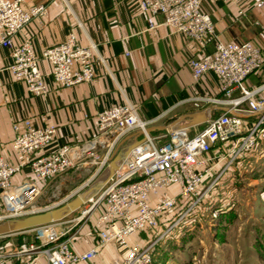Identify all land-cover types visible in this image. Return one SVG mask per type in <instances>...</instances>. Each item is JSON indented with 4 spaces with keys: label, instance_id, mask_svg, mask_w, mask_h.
Instances as JSON below:
<instances>
[{
    "label": "built area",
    "instance_id": "1",
    "mask_svg": "<svg viewBox=\"0 0 264 264\" xmlns=\"http://www.w3.org/2000/svg\"><path fill=\"white\" fill-rule=\"evenodd\" d=\"M217 1L234 0H139L150 30L156 28L154 19L161 16L166 27L194 41L200 50L214 47L212 53H201L189 60L194 80L212 73L217 76L222 93L220 99L195 98V106L208 101L225 108L202 131L192 135L190 127H177L161 144L147 133L156 120H141L139 107L134 104L103 110L98 114L97 136L82 145L65 144L51 149L56 126L36 128L30 120L14 124L13 148L19 162L11 165L0 156V224L58 208L68 201L37 206L43 184L87 163L96 167L95 179L124 150L120 146L126 137L139 133L142 139L121 163V170L78 210L75 218L1 236L0 264H39L40 258H45L47 264L88 263L110 243L125 252L121 261L110 264H154V249L159 242L190 222L207 215L215 222L233 208L236 196L222 193L220 186L244 158L256 154L264 137V84L254 89L246 84L264 66V53L252 42L219 40L211 16L202 9L205 2ZM22 3L23 0H0V47L12 48L8 70L15 80L26 84L33 96L47 95L45 75L40 69V61L44 60L50 65V76L62 88L92 82L98 60L93 56L96 46L79 45L74 33L41 55L36 54L31 40L14 46L15 37L46 13L44 5L24 9ZM252 116L253 121L246 120ZM26 168L34 180L15 184L14 177ZM91 221L96 245L85 253H77L72 248L71 234ZM147 230L159 231L151 244L129 245V237ZM30 233L32 240L2 249L3 240Z\"/></svg>",
    "mask_w": 264,
    "mask_h": 264
},
{
    "label": "crops",
    "instance_id": "2",
    "mask_svg": "<svg viewBox=\"0 0 264 264\" xmlns=\"http://www.w3.org/2000/svg\"><path fill=\"white\" fill-rule=\"evenodd\" d=\"M22 5L24 9L44 5L46 13L32 20L15 37L14 46L31 40L36 54L41 55L74 33L79 45L96 46L93 56L98 60L95 79L73 88H62L55 83L49 63L41 60L40 69L45 75L48 93L33 96L26 84L17 82L8 70L12 48L0 47V156L8 164L19 162L13 148L16 138L13 127L24 120H30L36 128L56 126L57 135L51 146L55 149L93 140L98 134V114L119 104L138 106L139 117L145 122L156 120L149 129L161 144L173 129L190 127L194 135L224 112L222 106L208 101L195 106L194 101L195 98H222L216 75L209 73L196 81L189 67V60L201 53H212L214 47L200 50L194 41L166 27L161 16L154 19L156 28L150 30L147 16L140 11L139 0H23ZM202 9L211 16L221 42H252L264 53V0L205 2ZM246 84L249 89L264 84V66ZM254 119L255 116L246 118L247 121ZM141 139V134L133 133L121 146L125 149ZM260 152L263 154L259 155ZM24 179L34 180L28 168L14 177V183ZM220 188L222 193L238 198L250 194L254 196L249 197L252 204L239 209V199L235 197L233 208L227 209L219 220L211 222L201 217L186 224L157 244L154 264H263L255 244L263 241L264 234L257 228L264 221L254 216L258 215V207H264L257 205V196L264 198V137L256 154L244 158L225 176ZM238 210L241 212L237 221L225 219ZM242 210L252 217L243 219ZM76 214L78 211L65 222ZM242 226L247 230L236 233V228ZM225 228L234 234H226ZM158 232L147 230L129 237L128 243L148 246ZM71 235H74L72 248L77 253H85L96 245L93 221ZM124 255L116 243H110L100 249L94 260L81 264H110L121 261ZM39 264H47L46 259L40 258Z\"/></svg>",
    "mask_w": 264,
    "mask_h": 264
},
{
    "label": "rangeland",
    "instance_id": "3",
    "mask_svg": "<svg viewBox=\"0 0 264 264\" xmlns=\"http://www.w3.org/2000/svg\"><path fill=\"white\" fill-rule=\"evenodd\" d=\"M122 148L123 146H120V149ZM95 170H96V167L94 165L87 163L85 166L73 168L69 170L68 172L52 179L48 183L43 184L42 185V195L37 202V206L45 207V206L53 205L54 203H60L61 201H65V200L70 201L74 199V197L78 193L86 190L89 186H91L92 183L99 180L103 176V172H102L95 179H92L95 173ZM249 197L251 198L254 196H251L250 194H246V195H240L239 198L237 197V200L239 199L238 201L239 209L246 208V206H248L247 203L249 204V206L252 204V200L250 201ZM261 204L264 205V198L257 196V205L261 206ZM262 207H258L257 209L258 215L254 217L264 221V207L263 208ZM242 211L243 213L241 214L243 215L242 216L243 219L247 220L250 217H252L250 216V213L247 212L246 210H242ZM239 212L241 211L238 210V213L234 215H230L228 218H225V219H229V221H237L239 219ZM205 218L208 219L209 216L207 215ZM262 224L263 226L257 229L261 230L260 232L264 234V223ZM225 229L224 231L226 232V234H229V233L234 234V232H231V231L227 232L228 228H225ZM246 230L247 228L242 226L240 228H236L235 232L239 234V231L244 233L243 231H246ZM32 239H33L32 233L16 235V236H12L11 238L3 240L1 242V246H2V249L5 251V250H9L10 248L17 247L19 244H21L24 241H30ZM262 240H263L262 242L261 240L257 241V244L255 245L256 247L257 246L258 247L257 248L255 247V249L259 253V261L264 264V238Z\"/></svg>",
    "mask_w": 264,
    "mask_h": 264
},
{
    "label": "water",
    "instance_id": "4",
    "mask_svg": "<svg viewBox=\"0 0 264 264\" xmlns=\"http://www.w3.org/2000/svg\"><path fill=\"white\" fill-rule=\"evenodd\" d=\"M152 130L148 129L147 133L151 135ZM141 141L136 142L134 145H131L124 150L120 151L109 163L108 167L103 171V176L91 184L86 190L78 193L74 199L64 203L58 208L52 209L50 211L40 213L31 217L24 219L5 222L0 224V237L1 236H10L16 233L24 232L36 226L44 225L51 222H58L64 220L71 214L80 210L91 198L95 197L106 183L115 175L119 169V165L125 160L130 151L140 143Z\"/></svg>",
    "mask_w": 264,
    "mask_h": 264
},
{
    "label": "bare ground",
    "instance_id": "5",
    "mask_svg": "<svg viewBox=\"0 0 264 264\" xmlns=\"http://www.w3.org/2000/svg\"><path fill=\"white\" fill-rule=\"evenodd\" d=\"M130 152H131V151H130ZM128 155H129V154H128ZM121 167H122V164L119 165V168H120L119 170H121ZM106 175H107V174H105V175L103 176V178H105Z\"/></svg>",
    "mask_w": 264,
    "mask_h": 264
}]
</instances>
